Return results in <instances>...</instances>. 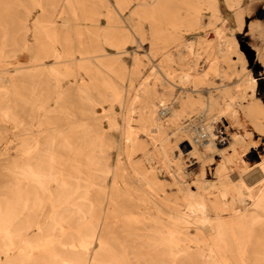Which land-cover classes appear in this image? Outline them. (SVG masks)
<instances>
[{
    "label": "bare ground",
    "instance_id": "bare-ground-1",
    "mask_svg": "<svg viewBox=\"0 0 264 264\" xmlns=\"http://www.w3.org/2000/svg\"><path fill=\"white\" fill-rule=\"evenodd\" d=\"M115 1L0 0V134L11 122L19 141L17 156L9 155L8 144L0 149L6 161L0 167V264H264V156L258 168L244 158L260 140L253 135L264 137V103L255 96V77L246 69L237 43L215 29L216 52L230 63L234 52L233 63H240V94L222 90L224 106L212 97L203 103L187 96L181 110L170 107L164 96L153 101L161 81L159 66L173 62V52H166L164 63L134 88L132 100L121 85L140 74L139 57L136 67L128 70L120 56L127 46L146 40L145 23L150 26L153 58L161 44L164 49L181 44L182 27L197 30L205 8L218 19L219 0ZM225 1L238 10L244 0ZM35 10L39 14L29 24ZM97 15L107 20L104 40L113 54L103 52L97 29L91 30L96 40L86 42L83 21H95ZM237 17L242 27L241 14ZM122 23L133 28L134 37ZM29 33L34 39L30 45L25 39ZM20 46L33 53V69L26 72L33 87L25 93L20 83L23 69L12 73L5 63ZM178 58L184 59L180 54ZM81 70L90 80L73 81ZM173 77L166 68L164 78ZM178 78L185 84L194 76L184 71ZM51 80L56 81L51 91L34 88ZM66 80L71 84L65 88ZM52 93L57 94L54 106L48 100ZM72 94L84 102L82 117L68 105L66 98ZM237 99L240 109L234 107ZM135 103L139 129L148 135L157 132L152 149L136 137L131 123ZM116 104L123 111V125ZM22 108L31 113L29 119L20 116ZM192 108L209 114L219 109L214 120L229 114L237 123L240 113L252 126L227 133L224 139L217 136L221 124L217 129L207 122L195 136L188 134L175 153L164 136L166 125L185 131L180 120ZM108 130H118L132 151H142V158L131 160L130 151L128 165ZM228 139L229 152L214 161L208 153ZM194 160L199 173L188 179L186 165ZM160 172L171 181L164 182ZM254 173L257 177L251 180Z\"/></svg>",
    "mask_w": 264,
    "mask_h": 264
},
{
    "label": "rangeland",
    "instance_id": "rangeland-1",
    "mask_svg": "<svg viewBox=\"0 0 264 264\" xmlns=\"http://www.w3.org/2000/svg\"><path fill=\"white\" fill-rule=\"evenodd\" d=\"M112 2L115 3L116 1L112 0ZM247 4L249 7L247 6ZM219 7L220 17L218 19L211 18L210 11L205 8L204 10H202V16L200 18V24L197 30L187 31L186 27H182L178 33V35H180L181 37V44L179 46H176L175 43H172L166 49H164V45L161 44L159 54L153 58L149 54L151 53V44L149 40L151 37L150 26L149 24L145 23L144 30L146 33V40L143 43L137 41L136 43L127 46V52L123 53L120 56L122 62L126 65V68L128 70H132L136 67L135 57H139L141 60V65L139 67L140 74L134 76L132 81H130L128 78H125L124 81L121 83L122 87L128 94V100L133 99L134 88L136 86L138 87L143 81V79L151 74L152 70L158 69L157 65L162 62V59L164 58V54L166 52L175 53V60L170 63L162 62L164 63L163 66H159L161 70L158 71V76L161 78V81L158 82L156 86L157 95L156 97H153V101L157 102L158 96H164L166 97V99H168L167 103H169L170 107L175 106V108L181 110V102L187 99V96H191L196 102L203 103H207L211 99V97L216 98L220 105L224 106L225 99L223 98L222 90L228 91L231 96H237V94H240L238 90V83L241 77V73L238 72L240 63H233L237 59L235 57L236 53H231V56L234 61L230 63L220 57L219 54L216 52L219 38L215 34V29H222L223 36L226 39L234 40L237 43V50L243 56L246 69L250 70L252 72V75H254L255 77L257 83L255 96L264 103V67L262 66L264 64V0H244L241 8H239L238 10L229 8L225 0H219ZM102 11H104V9H102ZM238 13L241 14L240 19L242 21V27L239 26V18L237 17ZM38 14L39 10H35L33 12L32 16L30 17L29 24H31L32 18L36 17ZM106 24L107 20L101 17L100 15L96 16L95 21H83V25L86 30V42L92 43L96 40V34L92 33L91 30L97 29V33L99 35H97V38H99L98 42L99 45L103 48V52L113 54L115 51L104 40L103 28L106 26ZM122 25L126 27L127 31L130 32V34H132L133 36V28L129 27L126 23H122ZM256 36L258 37L257 39ZM25 39L27 40V43L29 45L34 42L33 35L31 33L27 34ZM261 41L263 44L261 43ZM259 51L261 57L260 59L257 57L259 55ZM32 54L33 53L30 50L20 46L12 54L13 56L7 58L5 62L6 64H8L9 71H11L12 73L16 72L15 68L17 67L23 69L24 75H22L20 83L23 86L24 93L28 92L31 87H33L30 86L31 83L26 77V72L33 69L32 67H30ZM179 54L183 56L184 59H179ZM212 67H215V69H211ZM166 68H169V72L174 75L173 79H170V81L164 78V76L166 75ZM208 70V76L203 79L200 78V75ZM184 71L190 72L194 76L193 81L185 84L180 83L178 75ZM81 73L82 74L79 75L76 80L73 81H84L85 79L90 80V77L87 76L83 70H81ZM149 82L152 84L154 81L151 79L149 80ZM162 82L165 84H163ZM70 84L71 81L66 80L63 82L62 85L66 88ZM55 85L56 81L51 80L49 82H43L41 85L35 83L34 88L37 91L43 93L45 91L48 92V90L51 91V89ZM42 96L47 97L45 95ZM66 99L68 105L74 107L73 112L82 117V108L84 103L83 100L79 99L74 94L68 95ZM48 100L50 106L56 105L57 94L52 93L51 96L48 97ZM175 101L176 104L173 105ZM236 101L237 102L235 103L234 107L240 109V100L237 99ZM34 103L36 105L39 104L38 101H35ZM137 107L138 103H135L133 105V112L131 113V123L134 126V129L136 130V137L138 138V140L144 143L147 148L152 149L154 147V144L158 142H155V140L152 139V135L156 136L157 132L152 133V135H148L147 133L139 129V124L137 122L139 113ZM161 109L162 107H160L158 113L160 116H162ZM114 110L117 112L119 123L123 125V118L121 116L123 114V111L121 107L116 104L114 106ZM19 114L23 119H29L31 113L26 108H22ZM52 114L58 115V112H54ZM218 115H220L219 109H214L210 114L207 112H200L199 108L188 109V111L183 113V119L180 120V123L186 126V130L183 132H175V126L166 125L164 136H167L169 138V140L171 141L170 147L174 148L175 153H177L178 148H181L183 145V142L181 141L187 138L188 134L190 135L192 133L195 136L196 133L202 129V125L206 124L207 122H211L217 129L221 124L219 127L220 132L217 134V136H222L224 139L226 138L227 133H233L238 128H241L243 130L251 129L252 124L250 123L249 119L244 118L243 115L240 113L239 116L241 121L238 123L234 122L229 116V114H223L221 118L214 120L213 118H216ZM162 119L165 120V118ZM230 120L234 123H232ZM37 122L38 119H35L34 123ZM105 125H107L106 122ZM224 126L227 127L228 130H225ZM33 131L37 132V128L35 127ZM17 133L18 129L14 126V124L8 122L6 132L0 134V138L2 140L0 142V149H2L5 144L10 145L8 153L12 157L17 156L19 154L17 146V143L19 142ZM108 134L111 138L120 143L121 147L123 148V160L128 163V165H130L127 154L128 152L131 151V160L133 161H138L142 158V151H140L138 148H135L132 151V145L124 142V139L118 130H108ZM253 137L255 140L259 139L260 137L258 143L261 145L257 143V145L251 147L250 151L247 153V155L244 156V158L249 162V164L252 165V167L258 168L261 164L260 161L262 162L261 157L264 156V137L256 134L253 135ZM177 142H179V147H176ZM229 150L230 145L228 139V141L224 140L223 143H217L216 151H214L213 153H208V155L212 156L214 161H216L219 159L222 153H227L229 152ZM112 153L113 161L115 162L117 155L116 149H114ZM186 153L187 151H185L184 154ZM1 158L2 156L0 155V167H2L3 164H5L6 162L5 160H1ZM145 164L148 165V163L146 162ZM197 167H199V163L194 160L191 164L186 165V174H192L193 176H195L197 172L199 173V168ZM255 174L256 173L251 176V180H255V178L257 177V174ZM192 175L188 177V179L193 177ZM160 178L164 182L171 181L170 177L166 175L165 172H160Z\"/></svg>",
    "mask_w": 264,
    "mask_h": 264
}]
</instances>
